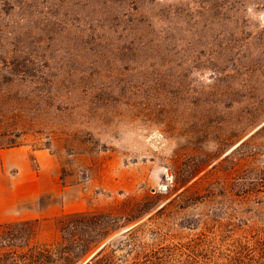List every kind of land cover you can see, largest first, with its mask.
<instances>
[{
  "label": "rangeland",
  "instance_id": "1",
  "mask_svg": "<svg viewBox=\"0 0 264 264\" xmlns=\"http://www.w3.org/2000/svg\"><path fill=\"white\" fill-rule=\"evenodd\" d=\"M10 1L0 226L53 242L68 216H145L151 246L227 252L264 236V0ZM44 164L59 189L19 198L20 171Z\"/></svg>",
  "mask_w": 264,
  "mask_h": 264
},
{
  "label": "trees",
  "instance_id": "2",
  "mask_svg": "<svg viewBox=\"0 0 264 264\" xmlns=\"http://www.w3.org/2000/svg\"><path fill=\"white\" fill-rule=\"evenodd\" d=\"M8 2L0 0V6ZM145 218L68 216L53 242L38 240L39 227L32 222L4 224L0 226V264H264L262 235L244 236L228 252L207 244L205 236L190 245L155 247L140 238ZM123 229V239L116 246L111 238ZM225 252L221 259L219 256Z\"/></svg>",
  "mask_w": 264,
  "mask_h": 264
},
{
  "label": "crops",
  "instance_id": "3",
  "mask_svg": "<svg viewBox=\"0 0 264 264\" xmlns=\"http://www.w3.org/2000/svg\"><path fill=\"white\" fill-rule=\"evenodd\" d=\"M38 157V154H37ZM24 163L30 162V156L25 155L22 160ZM40 172L35 171L34 169L28 167L27 169L21 170L18 174V184H17V190L21 188L20 186L23 185L25 192H18V197L21 199H30V198H40L41 196H44L50 192H52V189L59 187V184L55 182L53 177V169L49 165H42ZM54 168V167H53ZM59 189V188H58ZM65 212L59 210V212L54 213L56 216L63 215ZM47 215L43 213H38L33 216L35 219L44 218Z\"/></svg>",
  "mask_w": 264,
  "mask_h": 264
}]
</instances>
